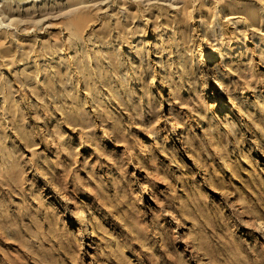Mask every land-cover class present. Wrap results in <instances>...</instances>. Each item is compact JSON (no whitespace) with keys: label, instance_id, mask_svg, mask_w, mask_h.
<instances>
[{"label":"rangeland","instance_id":"obj_1","mask_svg":"<svg viewBox=\"0 0 264 264\" xmlns=\"http://www.w3.org/2000/svg\"><path fill=\"white\" fill-rule=\"evenodd\" d=\"M61 4L0 28V264H264V0Z\"/></svg>","mask_w":264,"mask_h":264},{"label":"bare ground","instance_id":"obj_2","mask_svg":"<svg viewBox=\"0 0 264 264\" xmlns=\"http://www.w3.org/2000/svg\"><path fill=\"white\" fill-rule=\"evenodd\" d=\"M63 1L66 2L67 6L71 9L70 11H68L67 14L69 15H74L71 18V24L76 28L77 32L81 33L83 31V29L86 27L88 21L91 20V15L88 14V11L86 9L91 8V6L98 4L100 1L103 0H32L29 2H25V3H17V2H3L0 1V20L3 23V25H8L7 23L12 22L15 23L16 18L14 17V13L16 11H20L22 8L24 7H31L33 5H40V6H48V5H56V3L61 4ZM129 3V2H128ZM62 5V4H61ZM62 8H64V6H61ZM67 7V8H68ZM118 7V6H117ZM56 8V7H55ZM142 8V7H141ZM29 9V8H28ZM144 9V8H143ZM148 9V8H147ZM57 10H59L57 8ZM56 10V11H57ZM63 10V9H61ZM66 10V9H65ZM86 10L87 12L85 13V15L83 14V11ZM50 11V10H49ZM138 11V10H137ZM108 13V12H107ZM20 20H18L19 22H33L35 23V18L34 16L31 15V13L26 14V15H19L18 16ZM110 17V16H109ZM100 18V17H99ZM140 18V17H139ZM18 19V18H17ZM92 22V21H91ZM93 24V23H92ZM62 25V24H61ZM134 28V27H133ZM73 31V30H72ZM114 32V31H113ZM116 33V32H114ZM113 34V33H112ZM92 42V40L90 41ZM78 43V42H77ZM73 47V45H72ZM78 47V45H77ZM79 49V48H78ZM77 49V50H78ZM67 50V49H66ZM214 53L212 55H214L212 58L210 55L208 57L211 58V60L209 61L210 64L215 63L218 60L219 57V48H215L214 49ZM95 51V50H93ZM81 53V52H78ZM107 54V53H106ZM44 55V54H43ZM80 57V56H78ZM93 59V58H92ZM98 59V58H96ZM77 60V59H76ZM75 60V61H76ZM86 61V60H85ZM83 65V64H82ZM88 67V66H87ZM86 68V67H85ZM81 69V68H79ZM87 69V68H86ZM80 71V70H79ZM85 71V70H84ZM77 72V71H76ZM86 78V77H85ZM84 78V79H85ZM212 86L215 90H222L223 89V76L220 73H216L214 78L212 79ZM120 90V89H119ZM81 221L80 223H85L88 224V220L86 218V216L84 214H82L81 217ZM92 233V231H91Z\"/></svg>","mask_w":264,"mask_h":264},{"label":"water","instance_id":"obj_3","mask_svg":"<svg viewBox=\"0 0 264 264\" xmlns=\"http://www.w3.org/2000/svg\"><path fill=\"white\" fill-rule=\"evenodd\" d=\"M0 1H3V2H17V3H25V2H29V1H32V0H0ZM3 26V23L1 22L0 20V28H2Z\"/></svg>","mask_w":264,"mask_h":264}]
</instances>
